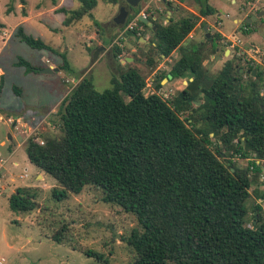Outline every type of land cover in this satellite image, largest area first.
I'll return each mask as SVG.
<instances>
[{
	"label": "trees",
	"instance_id": "16d2710c",
	"mask_svg": "<svg viewBox=\"0 0 264 264\" xmlns=\"http://www.w3.org/2000/svg\"><path fill=\"white\" fill-rule=\"evenodd\" d=\"M80 1L81 7L69 19L80 18L96 3ZM197 2L198 14L169 17L167 23L149 14L146 18L154 29L138 19L133 29L123 33L138 39L140 26L151 30L145 63L152 69L153 54L167 58L180 47L181 55L160 75L155 88L161 87L167 74L174 80L189 72L192 79L182 90L169 99L155 92L144 95L145 77L132 67L119 78L112 77V86L103 91L84 76L59 104L61 136L31 135L25 152L32 164L57 182L51 189L57 201L91 184L102 190L103 201L135 216L138 228L125 240L134 252L133 264H264L260 204L253 206V223H246L249 187L262 173L257 160L264 158V70L257 66L256 74L244 82L238 72L240 53L209 80L202 61L214 53V45L209 39L181 45L200 16L217 11L207 0ZM128 7L134 13L126 22L139 12ZM15 33L31 48L52 50L21 26ZM210 38L219 43L223 39L219 32ZM122 50L114 43L112 57L118 60ZM62 59L61 68L67 70V60ZM16 64L30 72L39 70L21 57ZM202 96L204 101L196 106ZM182 110L188 111L184 118ZM221 145L230 157L249 159L248 164L239 168L230 157L223 158ZM36 194L30 187L16 188L8 197L9 208L33 210ZM83 253L101 264H115L101 251Z\"/></svg>",
	"mask_w": 264,
	"mask_h": 264
},
{
	"label": "rangeland",
	"instance_id": "374dc122",
	"mask_svg": "<svg viewBox=\"0 0 264 264\" xmlns=\"http://www.w3.org/2000/svg\"><path fill=\"white\" fill-rule=\"evenodd\" d=\"M32 1L27 0L28 3ZM42 1H44L43 4L51 2L50 0ZM186 1V5L190 3L194 10L198 12L199 4L197 0ZM217 1L222 4L225 3V0ZM173 2L178 7L174 13L176 19L191 13L179 4V0H173ZM36 3H41V1H34L31 7L36 8ZM121 3L129 9L125 1ZM210 3L212 6L217 7L215 2L211 1ZM226 3L228 4V1ZM9 7L11 9L7 11ZM111 7L110 3L104 0H97L96 7L93 9L94 18L83 17V25L78 30L73 31L74 34L72 33L73 29L68 30L61 26L51 28L45 25L43 21L33 24V30L40 31L42 35L39 38L41 37L43 41L51 45L57 44L60 47V51L64 53H62L63 55L58 54V48H55V50L32 49L26 43L20 42L15 32L12 33V38L7 45L3 44V41L0 40L2 53H0V65L5 69V77L2 84L0 83V110L4 115L8 114L11 117L18 115L22 121H27L28 119L30 120L29 117H34V120H38V122L35 121V124H33V126H37L36 132L51 137H60L62 133L59 129L57 114L59 104L57 105L56 103L64 95L65 90L66 96L78 81L84 76H89L94 88L98 91H103L112 86V77L119 78L120 73L129 67L136 68L145 77L144 95L155 92L164 99H169L182 90L186 85L183 81H185V78L189 79V74H185L183 78L164 81L158 89L152 86L154 82L159 81L161 74L168 71L170 64L179 58L181 53L180 48H177L172 54L173 56L167 59L159 58L157 54H153V58L156 61L152 69L145 63V58L149 55L150 51L149 46H143V40L140 37L136 39L134 35L127 34L121 39V33L127 31V26L131 22L135 21L137 23L136 19L140 14L130 18L122 29H119L118 25H114L112 22L107 25L102 24L101 28L95 25V28L99 30V39H105L106 31H113V39L117 36L114 42L122 47L121 54H123L121 57L122 61L114 59L110 51L111 46H109L107 49L109 51L108 54L107 50H100L97 57L94 58L96 50L94 47L96 45L87 46V43L90 42L87 37L90 34L86 36L79 29L82 27L88 32L91 29V23L97 22L101 25L103 21L107 20ZM3 9H5L6 13L10 11L12 13V11L15 12L17 10L19 14H22V11H26L27 9L26 1L0 0V19L6 22L7 30L13 31V23L16 21V18L11 17V15L5 16L6 13ZM138 9H140V5H138ZM217 9L219 10V7ZM153 10V14L156 15L158 21L167 23L165 22L164 14H156V11H159L157 8L153 7ZM131 13L133 14L134 12ZM149 14L148 11L144 12L145 16ZM207 17H205L204 22L206 25L210 24L212 33L217 32V28L220 27L218 25L217 14H213V16L206 19ZM232 27L233 25L228 19L225 21V26L222 30L230 33ZM247 27L249 28L248 33L241 31L238 35L232 37L231 41L236 42L237 45L232 48L233 51L229 58L223 56L224 50L229 47L231 48L226 39L218 52L209 55V59L206 58L208 62L205 63L204 68L207 70L209 80L218 76L223 65L227 60L232 59V56H239L240 53H244L241 47L245 48V45H248L250 42H254L259 49L255 48L254 51L251 47L246 49L245 52L247 51V54L249 52L248 56H246L249 59L253 56L260 63L264 64V15L252 20ZM198 31L199 34L196 41L205 42L208 38H203V30L199 28ZM3 32L4 30L0 27V34L6 37L8 32L6 35ZM14 33L16 36H14ZM187 37L182 42V47H186L190 42L194 41L189 36ZM92 38V42H94L95 37L92 36ZM62 56L66 58L69 68L67 70L63 69L60 71V74H34L27 71L24 66L13 64L20 57L31 63L45 64L47 59L50 63L57 64L62 61ZM98 56H101L99 60H97ZM118 58L120 57L118 56ZM237 61L240 63V67L245 66L243 58L237 59ZM158 65H161L160 69L153 72L155 66ZM242 75L244 82H246L249 79L248 75L244 73ZM16 88L18 90L19 88L21 89L20 94L17 93ZM261 92L264 93V89ZM200 99V102H203L204 96ZM53 107L54 109L50 110ZM44 108H47L48 112L46 114L43 113ZM187 113V110H182L180 116L184 118ZM3 117L6 118V116ZM10 129V125L0 122V133L3 136H5L8 130L10 132ZM28 129L29 135L31 129ZM24 146L19 148L11 159L19 161V165L16 168L17 175L27 174L26 178H19L18 182L32 185L36 183L35 174L39 169L28 161ZM220 150L223 152L225 158L230 157V154L228 151L226 152V149L222 145ZM230 158L239 168H244L249 160L239 157ZM263 159L260 160V166H262ZM42 183L45 184L41 187H30L35 189L37 194L35 196L36 206L29 212L12 211L9 208V191L0 195V264H101L92 257L86 256L83 253L86 249L103 252L115 264H133L134 252L125 241L131 230L138 228L133 214L123 211L118 205L103 201L102 190L94 185L87 184L79 194H70L69 197L57 201L51 196V189L53 186H58L57 182L52 177L46 176L43 181H40V184ZM249 194L250 196L246 201L248 207L246 223L251 225L253 223L252 211L254 204L258 203L261 205L262 216L264 217L263 173H260L257 179L252 180Z\"/></svg>",
	"mask_w": 264,
	"mask_h": 264
},
{
	"label": "crops",
	"instance_id": "0c3cea01",
	"mask_svg": "<svg viewBox=\"0 0 264 264\" xmlns=\"http://www.w3.org/2000/svg\"><path fill=\"white\" fill-rule=\"evenodd\" d=\"M25 1H26V8L27 9H26V11L23 10L22 14H19L17 10L15 12L12 11V13H10L11 11L6 13L5 9H3L4 12L6 13L5 16L11 15V17L13 16L14 18H16L15 19L16 21L13 23V28H14L13 31L7 30L6 22L4 20L0 19V27L4 30L3 34L6 35L8 32L6 37L0 34V40L3 41V44L7 45L9 43L10 39L12 38L11 37L12 33L16 31L18 26H21L25 33H27L29 35L34 34L35 36L32 35L33 37L39 38V36H42V35H41L40 31L33 30V24H35L36 22H40V21H43L45 25H47L48 27H51V28L56 27V26L57 27L61 26L63 28L64 27L67 28L68 30L73 29L72 30V33H73V31L78 30V28L83 25V22H82L83 17L88 16L91 19L94 18L93 9H94V7H96V4H97V0H96L95 5H93L91 7L89 12L83 14L80 18L69 19L71 16V12L73 10H77L81 7L82 3L80 0H76L77 2L74 0H50L51 2L47 3V4H43L44 1L39 0V1H41L42 4L36 3L35 4L36 8L31 7L32 4L34 3V1H36V0H33L30 3H28L27 0H25ZM104 1L107 3H110V5H112V7L109 9L110 13L107 17V20L103 21L101 23L103 25H107L110 22L114 23L113 18L117 15L120 6H124L121 2L125 1V0H115V1L104 0ZM211 1L215 2V5L217 4V7H219V10L217 9L216 6L214 7L211 5V3H210ZM226 1H228L229 5L226 3ZM160 2H161V4H160ZM186 2H187L186 0H179V4L182 5L183 7H185L187 10H189L191 13H194V14L199 13V12H196L194 10L193 6L189 2H188L189 4L186 5ZM207 3L217 10L214 13V14H217L218 23H219L218 25H220V27L217 28V32H219L223 37V39L220 41V44L225 43L224 40L226 39L229 45H231V43L233 42V41H231L232 37L234 35L235 36L238 35L239 32H241L239 30L240 29V27H239L240 23L244 22V20L247 17L256 14L259 10L264 8V0H225L224 4H222L221 2H218L217 0H207ZM27 5H29V6L27 7ZM138 5H140V9H138L139 10L138 15L141 13H144L145 11H148L150 14H153V12H154L153 7H154V8H157L159 10V11H156V14H159V15L164 14L165 15V22H167L169 20V17L176 19L174 17V15H175L174 13L178 7L176 6L175 2H173V0H143ZM151 5H153V6H151ZM20 7H21V5H20ZM137 8H138V6H137ZM127 10L129 12L128 16H131V14H132L131 12H133V10L128 9V8H127ZM210 16H213V14L208 15V17H210ZM152 17L155 18L156 15H152ZM208 17L206 19H208ZM224 18L226 20L229 19L233 25L230 33H226L222 30L225 26V21H226V20L224 21ZM204 21H205V17L200 16V19L198 20L197 24L195 25L193 30L188 34V36L190 38H192L191 40H194V41L190 42V44H202L203 43V41L197 42L196 40H197V35L199 34L198 29L201 28V30H203V26L206 25V23L204 25L202 24V22H204ZM245 24H247V23H245ZM245 24L242 27L249 31L248 27H244ZM90 25H91V29H89L88 32L85 29H83L82 27L79 29V31L81 33L85 34L86 36H88V34H90V36L87 37L90 40V42L87 43V46L90 47L91 45L92 46L96 45L94 47V49H96L99 46H104L105 49H103V50H107L109 46H112L115 43L114 40L117 38V36H115L113 39V31H111V30L106 31L105 39H99L98 38V36H99L98 31L99 30L95 28V23L94 24L91 23ZM114 25H116V24L114 23ZM206 26L208 28V31H210L209 33H212L210 30L211 29L210 24L206 25ZM105 30H106V28H105ZM139 31H140V38H141V40H143V42H142L143 46H145V47L149 46L150 39L152 37L151 30L146 28V27L140 26ZM203 33H204L203 38H205L204 30H203ZM77 34H78V32H77ZM121 35H122V37H121V39H122L124 37V34L121 33ZM14 36H16L15 33H14ZM92 36L95 37L94 42H92V39H93ZM186 38H188V37H186ZM40 39H41V37H40ZM237 39H239V38H237ZM20 42H22V41H20ZM43 42L45 44H47L48 46H50L54 50H55V48H58V51H57L58 54H61V55L64 54L63 52L60 51V47L57 44L51 45L48 42H45V41H43ZM246 46H249V47H246ZM250 47H251V49L253 48V51L255 50V48L259 49L254 42H250L248 45H245V48L241 47V49H243L245 51L246 49H249ZM178 48H180V47H178ZM232 48L229 47V48L225 49L223 56H227V58H229L231 52L233 51ZM32 49H34V48H32ZM131 49H134V48H131ZM263 49H264V47H263ZM37 50H42V49H37ZM67 50H69V49L67 48ZM174 51L170 54V56H173L172 54L174 53ZM0 53H1V49H0ZM108 53H109V51L107 50V54ZM214 53H216V52H214ZM214 53H212V54H214ZM122 54L119 55L120 58H118L120 61H122V58H121ZM248 54H249V52H248ZM180 55H181V53H180ZM100 57L101 56H98L97 60H99ZM169 57H167V58H169ZM162 58L167 59L163 56H162ZM208 59H206V60L204 59L202 61L203 67L205 66V63L208 62ZM255 61L259 65H264L263 63H260V61L257 60L256 58H255ZM45 62H46L45 64H43V63H31V62L30 63L34 66L39 67V69L44 68V67H51L52 69L58 68V70L53 71L51 73H43L40 70H38V71L32 72V73H34V74H37V73L38 74H40V73L41 74H56V73L60 74V71L63 70V68H61L62 61L58 62L57 64H53V63H50L46 59ZM13 64L16 65V61H14ZM259 65H257V66H259ZM160 67H161V65L155 66V69L153 72L158 71L160 69ZM185 74H189L188 75L189 79L185 78V81H183L186 84V82L188 80L192 79V74L189 72H186ZM4 77H5V69L3 67H1V65H0V83L1 84H2ZM183 77H181V78H183ZM66 82H67V80H66ZM156 84H157V82L153 83V85H152L153 88H155ZM66 88H67V86H66ZM19 90H20V92H19V94H20L21 89L19 88ZM65 94H66V90H65L64 95L59 99V102L56 103L57 105L60 104V102L63 100V98L65 97ZM57 105H54V106H57ZM53 109H54V107L51 108L50 110H53ZM47 112H48L47 108H44L43 113L46 114ZM3 116H6V118H4ZM30 120L28 119L27 121H24V120L22 121L20 116L17 115V116L11 117L8 114L4 115V113L0 110V122L2 124L7 123L8 125L11 126V129H10L11 131L9 132V130H8L5 134V136H3L0 133V195L5 194V192H7V191H9L10 194H12L15 191V189L18 187H41L45 183L40 184V181H43V179L46 176H49L46 173H43L42 170H40L37 167L39 169V171H37V173L35 174V179H36L35 184L28 185V184H21V182H18L19 178H26L27 174L24 173V174L17 175L16 168L19 165V161H17L16 159L12 160L11 158L15 153H17L19 148H21L22 146H24V144H26V139H27V135H28L27 131H29L28 128L31 124ZM24 130L26 131L25 133H24ZM23 134H24V136H23ZM24 148H25V146H24ZM27 159H28V157H27ZM28 161H29V159H28Z\"/></svg>",
	"mask_w": 264,
	"mask_h": 264
},
{
	"label": "water",
	"instance_id": "95a60500",
	"mask_svg": "<svg viewBox=\"0 0 264 264\" xmlns=\"http://www.w3.org/2000/svg\"><path fill=\"white\" fill-rule=\"evenodd\" d=\"M141 1H142V0H125L127 6H130V7H133V8L137 7L138 4H139ZM128 14H129V12H128L127 8H126L125 6H120L117 15L113 18L114 23H115L116 25H118V26L124 25L125 22H126V19H127V17H128ZM261 15H264V8L261 9V10H259L256 14L247 17V18L244 20V22L240 23L239 27H242L245 23H250L252 20H255L257 17H260ZM138 19L141 20V21H143L144 23H146L148 26H152V22L149 21L147 18H144V17H142L141 15H139V16H138ZM152 27H153V29H154V26H152ZM203 30H204V32H205V38H208V39H209V38H210V33H209L208 28H207L206 25L203 26ZM210 42H211V39H210ZM103 49H105L104 46H99L98 48H96V50H95V52H94V58H96L98 52H99L100 50H103ZM39 70H40L41 72H43V73H51V72H53V71H57L58 68H54V69H52L51 67H44V68H41V69H39ZM239 72H240V71H239ZM255 73H256V70H253V75H254ZM171 77H172L171 74H167V76L164 77V78L160 81V83L163 84L164 81H168L169 79H171ZM222 156H223V158H224V154H223ZM261 168H262V173L264 174V166H261ZM254 223H255V221H254Z\"/></svg>",
	"mask_w": 264,
	"mask_h": 264
},
{
	"label": "flooded vegetation",
	"instance_id": "af4514ba",
	"mask_svg": "<svg viewBox=\"0 0 264 264\" xmlns=\"http://www.w3.org/2000/svg\"><path fill=\"white\" fill-rule=\"evenodd\" d=\"M241 28V27H240ZM210 39L211 38H209V43H210V45H214V52H218L219 51V49L222 47L221 45L222 44H220L219 42H218V40H213V39H211V42H210ZM232 48V47H231ZM242 55L243 56H240V58L239 59H242L243 58V60H244V65L245 66H243V67H239V69H238V72L239 73H244L245 75H248V76H254L253 75V70H256V72H257V69H256V67H257V62L255 61V58L253 57V56H251L252 58H253V60H251V59H249L247 56H248V54H247V52H245L244 51V53H242ZM247 55V56H246ZM232 57H234V56H232ZM254 61V62H253ZM256 64V65H255ZM260 66V69L261 70H264V65H259ZM186 84H187V82H186ZM201 102L200 101H196L195 102V105L196 106H198L199 104H200ZM190 112H192V111H190Z\"/></svg>",
	"mask_w": 264,
	"mask_h": 264
},
{
	"label": "built area",
	"instance_id": "2783aa9c",
	"mask_svg": "<svg viewBox=\"0 0 264 264\" xmlns=\"http://www.w3.org/2000/svg\"><path fill=\"white\" fill-rule=\"evenodd\" d=\"M142 17H144V18H146V16L144 15V13H142V14H140ZM136 20H138V17H137V19ZM136 22L135 21H133V22H131L130 24H128V26H127V30H131V29H133L135 26H136ZM239 40V39H238ZM235 45H237L236 44V42H232L231 43V47H234ZM30 121H31V124H30V126H29V128L31 129V131H30V134L28 135V137L29 136H31V135H35V134H38V132H36L37 130V126H33V124H35V121L36 122H38V120H34V117H30ZM44 119V118H43ZM33 127V128H32ZM27 137V138H28ZM36 141L39 143V144H43L44 143V141L42 140V138L40 137V136H37L36 138ZM257 163L258 164H260L261 162H260V160H257ZM264 164V159L262 160V166H264L263 165ZM0 263H1V261H0Z\"/></svg>",
	"mask_w": 264,
	"mask_h": 264
}]
</instances>
